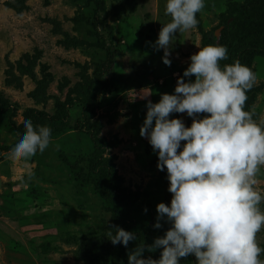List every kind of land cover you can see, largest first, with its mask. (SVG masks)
Here are the masks:
<instances>
[{
	"label": "rangeland",
	"instance_id": "1",
	"mask_svg": "<svg viewBox=\"0 0 264 264\" xmlns=\"http://www.w3.org/2000/svg\"><path fill=\"white\" fill-rule=\"evenodd\" d=\"M255 1L253 11H260L264 0H206L199 16L214 44L232 41L237 48L221 65L239 60L256 73L245 110L259 123L264 26L253 20L237 28L232 19L221 25L237 4ZM166 3L0 0V264H88L77 258L80 246L107 237L110 225L137 233V240L120 245L103 264H127L136 245L164 234L167 224L153 226L156 205L169 203L172 194L166 170L157 168V155L140 135L147 111L142 97L155 103L173 93L190 56L203 47L198 26L178 32L171 66L163 62V50L153 44L171 20ZM172 117L186 126L192 121L186 113ZM25 119L49 126L52 143L31 158H15L11 149ZM256 179L264 191V166ZM257 242L264 248V228ZM180 264H196V257L180 258Z\"/></svg>",
	"mask_w": 264,
	"mask_h": 264
},
{
	"label": "clouds",
	"instance_id": "2",
	"mask_svg": "<svg viewBox=\"0 0 264 264\" xmlns=\"http://www.w3.org/2000/svg\"><path fill=\"white\" fill-rule=\"evenodd\" d=\"M206 0H167L164 24L153 44L163 50V62L171 66L172 46L178 32L198 26L197 13ZM228 58L225 45L210 44L190 56L189 65L177 76L173 93L158 102L146 100L140 135L157 155V168L167 172L170 202L156 205L154 228L168 227L151 244L144 242L128 253L127 264H180L194 255L196 264H264L257 233L264 228V191L257 174L264 166V122L245 110L247 93L257 75L239 60ZM195 79H188L192 76ZM186 113L192 118L170 117ZM206 113L207 115L200 116ZM25 131L15 140L11 154L31 158L52 143V129L23 121ZM183 142V143H182ZM58 147V145H57ZM147 211V208L144 209ZM107 238L127 248L137 233L110 225ZM161 249L158 259L144 256Z\"/></svg>",
	"mask_w": 264,
	"mask_h": 264
},
{
	"label": "trees",
	"instance_id": "3",
	"mask_svg": "<svg viewBox=\"0 0 264 264\" xmlns=\"http://www.w3.org/2000/svg\"><path fill=\"white\" fill-rule=\"evenodd\" d=\"M256 5H257L256 1L252 2L250 4L247 2L237 4L236 7L232 8L229 11L228 15L223 16V18L221 20V25H227L228 20L232 19V26L237 27V28H241L244 23H245V25H247L250 22H252L253 20H257V21L260 20V22L264 26V5L258 6V9H260V11L262 13L259 14L258 17L255 18V15H257L258 12H260L258 10L253 11V7H257ZM197 19L199 21V23H198L199 30L203 34V44H202L203 47L210 45V44H214L215 43V36L213 35V32H205L203 30L202 21H201V18L199 16V13H197ZM102 22L104 23V20ZM227 49H228V53L233 52L234 49L237 50L234 42H232V41L227 43ZM107 90H108V86L103 89V92H106ZM105 184L106 183H104V185ZM107 189H109L108 191H111L109 193L110 196H112L114 198H118V196L116 195V192L113 190V188L108 187ZM102 193L106 197V195L108 194L106 187H104L102 189ZM105 236H106V234L100 238H98V236L97 237L95 236L92 238L93 240H88L85 243H83L80 246L77 258L80 257V258L85 259L86 263H88V264L89 263H91V264H103L105 262L110 261L106 258L114 259L115 255H117V253H118L120 245H116V247L113 246L111 241ZM100 239L102 240L103 245H101ZM160 252H161V249H159L157 252H153L156 254L155 255V254L149 253L147 250H145L144 256L145 257L151 256L153 259H158L160 256ZM103 255L105 257V260L102 259ZM125 262H126V260H125Z\"/></svg>",
	"mask_w": 264,
	"mask_h": 264
}]
</instances>
